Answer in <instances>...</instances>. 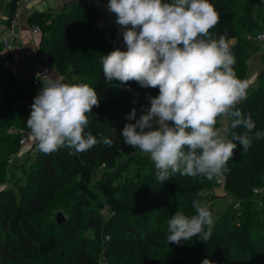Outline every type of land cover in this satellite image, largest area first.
I'll return each mask as SVG.
<instances>
[{"label":"trees","instance_id":"obj_1","mask_svg":"<svg viewBox=\"0 0 264 264\" xmlns=\"http://www.w3.org/2000/svg\"><path fill=\"white\" fill-rule=\"evenodd\" d=\"M241 1L237 9L230 0H211L219 19L209 32L212 38L221 34L237 38L232 48L235 64L245 66L254 44L246 33L258 25V1ZM99 16L95 7L84 2L56 11H35L30 16V22L41 28L40 53L46 52L70 83L95 87L100 103L92 108L87 130L98 138L110 136L114 143H97L79 153L67 147L44 153L36 141L31 144L25 160L16 166L20 175L12 184L0 187V264H99L101 254L107 259L134 257L139 264H161L151 261V256L165 244L173 250L167 264H201L204 259L208 260L206 264H264V219L234 217L233 225L213 228L207 242L196 236L178 244L166 240L171 216L176 211L194 214L192 200L200 201L204 190H213L218 184L242 204L252 200L257 181L264 185V177L260 176L264 174V138L254 139L247 150L238 145L227 162L229 171L212 180L176 173L160 183L147 155L125 145L119 136L126 114L136 107L138 116L142 106L149 105L148 97L156 95L158 89L140 87L135 81L126 82L129 86L125 87L104 80L101 55L124 47L97 25ZM38 77L16 73L0 62V107L29 114L33 97L41 87L42 79ZM237 106L255 121L256 129H264V72L257 86ZM10 115L4 123L8 131L3 130L0 136V180L10 155L28 144L21 143L30 131L25 124L28 115L19 121L14 120L19 114L12 111ZM222 117H217L216 127L222 128ZM226 118L227 127L231 117ZM136 152L142 166L124 177L121 171ZM180 195L183 202L172 203ZM135 203L136 221L123 219ZM58 208L68 214L61 223L53 215ZM103 210H109L111 216L105 217ZM87 230L96 234L92 242Z\"/></svg>","mask_w":264,"mask_h":264},{"label":"clouds","instance_id":"obj_2","mask_svg":"<svg viewBox=\"0 0 264 264\" xmlns=\"http://www.w3.org/2000/svg\"><path fill=\"white\" fill-rule=\"evenodd\" d=\"M106 7L122 28L125 47L101 55L104 80L158 89L138 116L136 107L126 114L119 131L123 143L147 155L160 183L176 173L208 180L227 173L233 150L238 145L247 150L254 139L264 138V129H256L237 106L248 85L232 67L235 41L224 34L212 38L209 32L219 19L211 0H107ZM41 74L25 120L41 152L67 147L79 153L97 143H114L87 130L92 108L100 103L95 87L69 83L55 72ZM222 115L230 122L216 127ZM191 207L194 214L176 211L168 220L167 242L211 238L212 211L196 199Z\"/></svg>","mask_w":264,"mask_h":264},{"label":"rangeland","instance_id":"obj_3","mask_svg":"<svg viewBox=\"0 0 264 264\" xmlns=\"http://www.w3.org/2000/svg\"><path fill=\"white\" fill-rule=\"evenodd\" d=\"M257 6L255 9V15L258 17V25L254 26L248 34L246 33V36H251V38L254 40L253 46L250 47L249 50V56L246 58L244 61L245 66L240 63L239 66L237 64H234L233 70L235 72L236 78L245 81L248 85L247 87V93L254 89L257 86L258 83V78L261 73L264 72V38L258 40L256 38L257 34L259 33H264V0H257ZM230 4L234 6V8L239 9L240 5L242 4L241 0H230ZM108 20L105 18V23L106 26ZM118 25V24H117ZM105 26V29H106ZM117 33L122 30L121 26H117ZM232 40L237 41V38H233ZM120 46H124L122 42H118ZM16 47V42L14 40H11V48ZM58 71V70H57ZM59 72V71H58ZM60 73V72H59ZM60 75L67 81L68 79L66 78L65 75L61 74ZM70 83V82H69ZM0 136H2V131L6 130L7 128L5 127V120L6 117H10V112L14 111L16 112L17 116H14V120L19 121L21 116H26L28 115L27 113L24 114L23 110L20 109H13V110H7L4 109L3 107H0ZM4 109V110H2ZM19 112V113H18ZM30 112V111H29ZM223 127H226L227 123V118L226 115H223ZM4 120V121H3ZM10 129V128H9ZM8 131V129H7ZM30 132V131H29ZM33 142L28 141V144L23 145L21 150L17 152L16 154H12L9 157V160L7 161L6 164H4V169L2 170L3 178L0 180V187L5 186L6 184H12L14 178L16 176L20 175V169L19 167L16 168V166L20 165L23 160H25L27 156V149L31 146ZM3 147V143L0 141V148ZM139 153H134L130 155L128 163V167L126 169H123L121 173L125 177V175L133 174L134 169L137 166H142V163L137 161V155ZM261 177H264V174L260 175ZM123 184L124 181H123ZM221 184V183H219ZM119 186V185H118ZM253 197L251 198L252 200L249 202H245L244 204L238 202L235 200V198L232 197V195L228 194L221 185H216L213 190H204L203 192L200 193V201L201 203L207 204L210 210L213 213L214 216V223H213V228H219L224 226H230L235 223V219L237 216L239 219L244 218V217H252L253 220L259 221L260 219H264V185L260 182V180L257 181L254 189H253ZM215 195V196H213ZM183 196H177V199L174 200L175 203H181L183 202ZM138 207V204L135 203L132 211L127 212L124 216L123 219L128 220L130 222H135L136 221V208ZM176 207V206H175ZM62 208V207H61ZM58 208L54 210V218L57 216V212H61L64 210ZM66 212V211H65ZM103 215L105 217L111 216V213L109 210H103L102 211ZM66 214L65 216H67ZM171 216V215H170ZM238 219V220H239ZM221 224V225H220ZM115 228L117 230L120 228V225L118 222L115 223ZM86 234L90 238V242H92L96 234L92 230H87ZM111 236V235H109ZM108 239L106 236L104 240ZM96 244H99V241L96 242ZM162 249L156 251V254H152L151 256V261L158 262L161 264H167L168 258L172 255L173 250L170 248L167 244L161 246ZM237 264L238 261L236 262ZM99 264H139V261L137 258L134 257H127V258H120V257H114L113 259H107L105 258L102 254L100 255L99 259Z\"/></svg>","mask_w":264,"mask_h":264},{"label":"crops","instance_id":"obj_4","mask_svg":"<svg viewBox=\"0 0 264 264\" xmlns=\"http://www.w3.org/2000/svg\"><path fill=\"white\" fill-rule=\"evenodd\" d=\"M16 1L17 0H0V62L16 73H27L21 68L23 56L20 54L19 48L23 44L32 62L37 63L41 61L40 42L42 35L32 34L31 31L32 24L34 23L30 22V16L35 11H56L69 7V5L75 2L90 4L97 9L100 15L107 18L108 26H106L105 30L109 38L114 42H122L124 44L122 30L117 33L118 25L115 22V14L112 16L109 11L100 9L97 6L96 0H33V2L25 5L18 11L16 10ZM11 30H13L16 35L15 38L12 37ZM20 37L23 39V44L19 40ZM6 38H9L10 41L14 40L16 42V47L13 49L8 48L3 42ZM122 47H125V45ZM53 72L60 75L54 66L49 70V73Z\"/></svg>","mask_w":264,"mask_h":264},{"label":"built area","instance_id":"obj_5","mask_svg":"<svg viewBox=\"0 0 264 264\" xmlns=\"http://www.w3.org/2000/svg\"><path fill=\"white\" fill-rule=\"evenodd\" d=\"M33 2V0H17L16 1V10H21L25 5L29 4ZM97 2V6L100 9H105L107 10L106 4H107V0H96ZM108 11V10H107ZM110 12V11H109ZM112 14V16L114 15V13L110 12ZM97 25L99 27H103L105 28L106 23H105V16L100 15L96 21ZM32 34H41V28L38 24H32V28H31ZM11 34L12 37H16V35L14 34L13 30H11ZM256 38L258 40L263 39L264 38V33H259L257 34ZM19 40L22 42L23 44V39L22 37L19 38ZM4 44L8 47L11 48V41L9 38H6L5 40H3ZM19 52L20 54L23 56L22 62H21V68L29 73V74H34L39 76L41 79H43V75L41 73H49L50 68L53 67L52 62L50 61V58L48 56V54L46 52L41 53V61L39 62H32L30 60V58L28 57L26 48L24 47V44L21 45V47L19 48ZM28 141L30 142H34L35 140L33 139L31 132H28V134L23 137L21 139V143L22 144H26L28 143Z\"/></svg>","mask_w":264,"mask_h":264},{"label":"water","instance_id":"obj_6","mask_svg":"<svg viewBox=\"0 0 264 264\" xmlns=\"http://www.w3.org/2000/svg\"><path fill=\"white\" fill-rule=\"evenodd\" d=\"M66 220V216L64 215L63 212H59L57 214V222L58 223H61L62 221H65Z\"/></svg>","mask_w":264,"mask_h":264}]
</instances>
